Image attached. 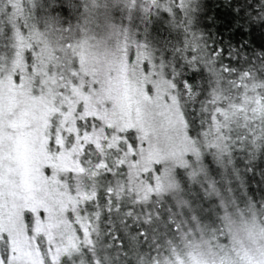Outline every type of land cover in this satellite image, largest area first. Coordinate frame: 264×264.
I'll return each instance as SVG.
<instances>
[{"label":"snow or ice","instance_id":"1","mask_svg":"<svg viewBox=\"0 0 264 264\" xmlns=\"http://www.w3.org/2000/svg\"><path fill=\"white\" fill-rule=\"evenodd\" d=\"M225 3L0 0V264H264V0Z\"/></svg>","mask_w":264,"mask_h":264},{"label":"trees","instance_id":"2","mask_svg":"<svg viewBox=\"0 0 264 264\" xmlns=\"http://www.w3.org/2000/svg\"><path fill=\"white\" fill-rule=\"evenodd\" d=\"M22 6L25 11L28 10L29 4L28 0H21ZM89 5L91 6L92 0H87ZM98 4L101 6L104 4L105 0H96ZM250 2V0H249ZM219 3L220 8H221V15L227 13L229 11V6L228 4L225 3V0H212V2L209 4L207 0H199V4L197 7L203 8L204 12L203 14L201 13H190V15L193 16H201L200 19H198L195 23V29L194 30H199L202 29L204 26V23L210 24L211 27L208 28L207 30L215 34L216 28L219 27L220 24L223 23V21L219 20H212V19H206L203 20V15L208 14L209 17L215 15V4ZM234 6H243V0H241V3L239 5H232ZM101 13L103 12V8L101 7L100 9ZM75 19V17H72ZM244 19H247L245 17ZM101 20L103 22V16L101 17ZM75 22V21H74ZM97 35L102 39L105 40L106 42L111 43L110 37H109V29L107 27H102ZM227 35V33H226ZM141 39H145L143 35H141ZM147 43L150 44L152 47H158L163 49L165 46V43H168L169 47L174 46L175 41H176V36L173 34L172 30L170 27H164L163 25L157 23L155 26L153 32L146 38ZM228 89V86L225 84L221 89V93L226 92ZM226 134V133H225ZM30 151V150H29ZM220 159L224 161L225 164H227V161L229 159V153L226 151L224 152L221 156ZM248 159V157L244 153H237L236 154V163L237 166L240 167L242 170L246 165L243 163L244 160ZM255 171L252 175L249 176V184H250V194L257 200L260 201L264 199V158L260 159L259 161H253L250 165ZM174 171V170H173ZM257 185H262V187H257ZM170 195H174V193H169ZM223 194H222V197ZM187 207L186 205H179L177 208V211H180L181 209ZM206 227L210 228L211 225H206ZM246 238V237H245ZM113 264H118V262L114 261Z\"/></svg>","mask_w":264,"mask_h":264},{"label":"rangeland","instance_id":"3","mask_svg":"<svg viewBox=\"0 0 264 264\" xmlns=\"http://www.w3.org/2000/svg\"><path fill=\"white\" fill-rule=\"evenodd\" d=\"M30 149L28 148V145L24 142H22L20 144V155H21V158L25 161H27L29 159V151Z\"/></svg>","mask_w":264,"mask_h":264}]
</instances>
